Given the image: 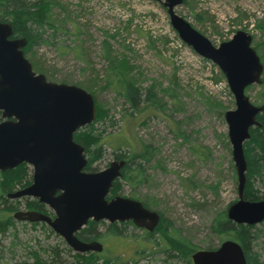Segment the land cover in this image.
<instances>
[{"label":"rangeland","instance_id":"1","mask_svg":"<svg viewBox=\"0 0 264 264\" xmlns=\"http://www.w3.org/2000/svg\"><path fill=\"white\" fill-rule=\"evenodd\" d=\"M27 1H40L48 24L57 29L54 37L46 29L49 43L33 45L25 54L33 70L49 81L77 85L93 94L95 105L114 120L113 126L105 127L103 142L123 135L129 147L124 145L122 151L138 152L144 144L152 152L142 164L143 183L121 182L118 195L159 212L170 223L169 233L186 237L196 250L216 248L221 241L210 226L237 199V176L224 119L225 111L235 108V103L220 69L180 40L160 2ZM175 12L214 45L230 39L237 30L247 32L264 66V0H183ZM111 66L142 92L150 90L155 106L144 101L143 94L140 109L131 111L121 96L105 87ZM261 80L245 89L255 105L263 104L264 69ZM111 145H104L102 158L92 165L94 170L115 159ZM24 168L29 184L31 169ZM21 187L0 188V209H11L10 216L34 201L6 197ZM46 213L52 215L49 209ZM108 225L104 221L96 231L105 234ZM121 229L120 239L106 234L99 239L106 258L118 259L119 264H193L187 251L182 255L162 250L164 242L157 231L158 245L147 243L145 248L139 243L144 230L132 225ZM252 250L264 258L261 245ZM74 253L45 223L10 217L0 231V264H75Z\"/></svg>","mask_w":264,"mask_h":264},{"label":"water","instance_id":"2","mask_svg":"<svg viewBox=\"0 0 264 264\" xmlns=\"http://www.w3.org/2000/svg\"><path fill=\"white\" fill-rule=\"evenodd\" d=\"M154 1L166 8L180 40L214 63L226 79L235 103V108L225 111L224 119L237 176V199L227 206L225 214L236 224H258L264 220V200L244 198L247 163L243 144L250 139V128L261 125L257 115L264 111V104H253L245 94L247 86L261 83L264 69L251 46V36L237 30L230 39L214 45L175 12L183 0ZM12 36V24L0 21V171L29 165L30 184L7 197H30L52 212L18 210L12 217L45 223L76 253L103 249L98 240L84 241L76 235L89 220L131 221L137 228L152 232L160 222L159 212L133 198H107L113 181L121 176L124 160H112L102 170H85L84 147L73 134L95 119L93 94L36 73L23 50L26 38ZM190 259L193 264H247L241 245L232 239L222 240L216 248L197 249Z\"/></svg>","mask_w":264,"mask_h":264},{"label":"trees","instance_id":"3","mask_svg":"<svg viewBox=\"0 0 264 264\" xmlns=\"http://www.w3.org/2000/svg\"><path fill=\"white\" fill-rule=\"evenodd\" d=\"M195 17H197V15H195ZM0 21L12 24L15 37L26 38L27 43L23 48L25 54L33 45L49 43L50 36L45 35L46 29L52 30V37H54L55 31L57 30L48 24L40 1L0 0ZM113 69L112 66L109 69L108 78L105 80V87L115 91L117 95L121 96L128 104L131 111L140 109L139 106L143 94V100L155 106L150 90L145 89V91L142 92L140 88L135 87L130 80ZM262 103H264V99ZM95 107V119L89 124L79 128L73 134V137L76 142L84 147V153L87 158L85 169L88 171H94L92 165L102 158L105 144H113L111 147L113 146L115 148L111 153L114 158L125 161L121 169V176L115 179L113 187L110 189L109 196L112 197L118 195V192L121 190V182H125L131 186L143 183L144 176L142 164L149 160L152 152L149 146L144 144L138 152L131 151L130 149L127 150L128 152L122 151L124 145L129 147V143H127L128 140L124 141L122 139L124 138L122 137L123 135L113 138L112 141L103 142L102 133L105 131V127L109 128L113 126L114 120L108 116L107 111L98 108L96 105ZM257 120L261 125L259 127L254 126L250 128V139L243 144L247 163L244 198L251 201L264 200V111L257 115ZM23 164L24 163L13 169L4 170L3 172L0 171L1 190H11L15 184H20L23 187L27 185L25 183L26 170H24ZM255 182H257V184H254ZM142 203L144 206L148 207L144 202ZM26 209L38 210L44 213L47 212L46 207L36 199H34L33 202L27 203ZM10 211L11 209L8 208L0 209V231L4 230L7 226L8 219L12 217L7 214V212ZM99 224H104V222L89 220L88 223L76 233L77 237L84 241L101 240L106 234L120 239L123 236L121 227L123 228L127 225L134 226L131 222L111 223L107 226L108 230L106 233L103 234L96 231ZM169 228L170 223L161 218L159 224L152 232L144 230V234L139 243H144L143 245L145 248L147 247V243H151L153 246L158 245L155 237V231H157L160 233L159 236L164 242L162 250L165 252L176 251L177 253L181 251L182 255L183 251H187L190 257V254L195 251L196 248L186 237H181L179 235L172 236L169 233ZM210 229L219 237L220 241L232 239L238 242L243 249L247 264H264V258H260L261 254L252 250L256 245H261L264 248V221L261 226L236 224L228 220L225 212H222L214 218ZM136 239L138 240L139 236H137ZM137 240L135 241V239H133L135 242H137ZM103 251L104 249H102L101 252L74 253L73 258L75 259V264H119L118 259L111 260L110 258H106L102 253ZM189 257L188 259L190 261Z\"/></svg>","mask_w":264,"mask_h":264},{"label":"flooded vegetation","instance_id":"4","mask_svg":"<svg viewBox=\"0 0 264 264\" xmlns=\"http://www.w3.org/2000/svg\"><path fill=\"white\" fill-rule=\"evenodd\" d=\"M12 38H16V37L14 36V34H13ZM262 74H263V73H262ZM260 84H261V83H260ZM252 85H253V84H252ZM249 86H250V85H249ZM263 104H264V103H263ZM260 105H261V104H260ZM0 120H1V118H0ZM114 160H117V159H114ZM19 165H20V164H19ZM107 166H108V165H107ZM107 166H106V167H107ZM23 167L30 168V169H31V176H32V168H31L29 165H27L26 163L23 164ZM106 167H105V168H106ZM103 169H104V168H103ZM85 170H86V169H85ZM101 170H102V169H101ZM86 171H88V170H86ZM94 171H96V170H94ZM97 171H98V170H97ZM1 172H3V171H1ZM114 181H115V180H114ZM114 181H113V183H114ZM30 182H31V179H30ZM29 184H30V183H29ZM29 184H27V185H29ZM27 185H26V186H27ZM24 187H25V186H24ZM112 187H113V186H112ZM21 188H22V187H21ZM19 189H20V188H19ZM15 191H16V190H15ZM7 194H8V192L6 193V197H7ZM108 196H109V195H108ZM112 197H113V196H112ZM8 198H9V197H8ZM107 198L109 199V198H111V197L109 196V197H107ZM17 199H19V198H17ZM25 210H28V209H25ZM30 210H31V209H30ZM160 220H161V219H160ZM263 221H264V220H263ZM263 221H262V222H263ZM99 222H102V221H99ZM103 222H104V221H103ZM125 222H131V221H125ZM262 222H260V223H262ZM114 223L117 224V223H122V222H114ZM260 223H258V224H260ZM109 224H111V223H109ZM131 224H132V223H131ZM258 224H254V225H258Z\"/></svg>","mask_w":264,"mask_h":264},{"label":"bare ground","instance_id":"5","mask_svg":"<svg viewBox=\"0 0 264 264\" xmlns=\"http://www.w3.org/2000/svg\"><path fill=\"white\" fill-rule=\"evenodd\" d=\"M136 227V226H135Z\"/></svg>","mask_w":264,"mask_h":264}]
</instances>
